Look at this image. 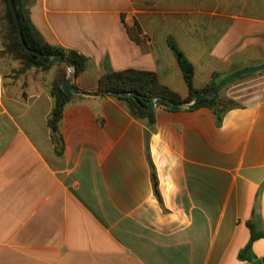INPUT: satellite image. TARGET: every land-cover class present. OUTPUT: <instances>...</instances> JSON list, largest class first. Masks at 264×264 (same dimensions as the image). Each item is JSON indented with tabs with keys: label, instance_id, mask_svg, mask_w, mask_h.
<instances>
[{
	"label": "crops",
	"instance_id": "0c3cea01",
	"mask_svg": "<svg viewBox=\"0 0 264 264\" xmlns=\"http://www.w3.org/2000/svg\"><path fill=\"white\" fill-rule=\"evenodd\" d=\"M31 19L50 44L90 57L75 79L90 93L108 68L138 69L186 97L170 39L199 88L264 64V0H35ZM1 50L0 264L251 263L239 255L250 222L264 232V74L227 95L242 107L221 126L208 108L157 107L150 131L116 98L85 97L64 112L60 151L56 68L20 74ZM252 255L264 258V238Z\"/></svg>",
	"mask_w": 264,
	"mask_h": 264
},
{
	"label": "trees",
	"instance_id": "16d2710c",
	"mask_svg": "<svg viewBox=\"0 0 264 264\" xmlns=\"http://www.w3.org/2000/svg\"><path fill=\"white\" fill-rule=\"evenodd\" d=\"M34 3L35 0H15L16 10L20 18L23 36L27 46L30 49L41 53L48 60L52 57L60 56L64 59V61L70 62L74 70V75L78 78L89 68L91 62L90 57L82 54L78 50L52 45L46 41L41 33L36 29L31 19V10ZM0 5H2L5 9V14L0 17V21H3L4 23L2 25L3 28L1 29L3 41L1 56L10 57L11 59L18 61L20 63V74H25L33 69L40 72H49L50 70L56 68L54 78L49 87L50 94L54 99V106L49 115L48 124L52 130L54 139H58V150L60 149V151H62L63 139L60 135V126L63 120L64 112L69 104L84 100L85 97L67 94L63 91L61 84L68 77L66 65L61 63L47 64L41 61L36 55L29 53L21 44L14 15L10 6V0H0ZM130 35L132 38L137 40L133 31H130ZM169 45L180 65L188 87V95L186 97H183L178 92L162 84L157 73L147 70L126 69L114 71L113 69L108 68L106 73L100 77L97 84L98 93L106 91L113 93L110 96L116 98L120 103H122L134 118L146 122L150 131L155 129L157 121L156 110H148L154 100L165 99L174 103V105H171L167 102H161L158 105V108L168 111L185 110V108L178 105L191 103L199 94L213 90L223 80L228 78L222 77L219 73H214L210 83L205 88L197 87L195 84L196 69L194 65L181 52L173 39H170ZM254 74L261 75L264 74V71L246 74L229 82L219 91V94L216 97L203 98L190 110H198L201 108L210 109L214 115L216 124L221 126L228 112L242 107L235 100L224 94L225 89L228 88L230 84L242 81ZM73 87L75 89H79V86L76 83ZM122 93H130L134 96H122ZM100 122L103 123L102 118H100ZM149 160L152 167L154 190L156 196L162 202L157 171L150 155ZM249 227L251 229L250 241L239 255L241 260L248 263L253 261L252 246L254 242L264 238V232L258 230L255 223L250 222Z\"/></svg>",
	"mask_w": 264,
	"mask_h": 264
},
{
	"label": "water",
	"instance_id": "95a60500",
	"mask_svg": "<svg viewBox=\"0 0 264 264\" xmlns=\"http://www.w3.org/2000/svg\"><path fill=\"white\" fill-rule=\"evenodd\" d=\"M10 6H11V9H12V12H13V15H14V19H15V23H16V26H17L18 34H19V37H20V40H21V44L23 45V47L29 53H32V54L36 55L41 61H43V62H45L47 64L61 63V64H65L66 65L67 70H68V77L61 84L62 89H63V91L65 93H67V94H74V95L83 96V97H104V96H108V95L113 94V93H111L109 91H106V92H103V93H90V92L83 91L81 89H75L73 87V85L75 83L76 77L74 75V70H73V68L71 66V63L64 61V59L61 58L60 56H55V57H52V58H50L48 60L41 53L30 49L27 46V44L25 42V39H24V36H23V32H22V28H21V24H20V18H19L18 12L16 10L15 0H10ZM259 71H264V64L263 65H260L258 67H254V68H251V69H246V70H243V71H239V72H237L235 74H232L228 78H226L225 80H223L213 90L207 91V92H203V93L199 94L191 103L181 104V105H178V106L183 107V108H186V109H191V108L195 107L199 103V101L201 99H203V98H214V97H216L219 94V91L221 89H223L229 82H231V81H233L235 79H238L239 77L244 76L246 74H250V73H254V72H259ZM121 95L122 96H129V95H133V94H130V93H122ZM161 102H167V103H169L171 105H174V103L171 102V101H167L165 99H156V100H154V102L152 103V105L148 108V110L149 111L155 110ZM250 264H264V258L257 259L255 261L251 262Z\"/></svg>",
	"mask_w": 264,
	"mask_h": 264
},
{
	"label": "rangeland",
	"instance_id": "374dc122",
	"mask_svg": "<svg viewBox=\"0 0 264 264\" xmlns=\"http://www.w3.org/2000/svg\"><path fill=\"white\" fill-rule=\"evenodd\" d=\"M4 14H5V9H4V7L2 5H0V17H2ZM3 24H4L3 21H0V45L1 46H2V43H3V41H2V34H1V29L3 28L2 27ZM251 78H252V76L249 77V78H247L246 80H250ZM239 83H240V81L234 82V83L230 84L228 86V88L225 89L224 94L226 96L228 94H230V93L233 94V95H235V96L238 95L239 93L236 92V89H237Z\"/></svg>",
	"mask_w": 264,
	"mask_h": 264
}]
</instances>
